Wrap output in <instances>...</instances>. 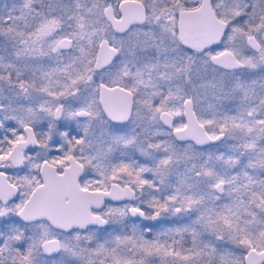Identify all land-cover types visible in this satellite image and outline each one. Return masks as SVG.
<instances>
[{"label":"snow or ice","instance_id":"6c2138e0","mask_svg":"<svg viewBox=\"0 0 264 264\" xmlns=\"http://www.w3.org/2000/svg\"><path fill=\"white\" fill-rule=\"evenodd\" d=\"M0 264H264V0L0 14Z\"/></svg>","mask_w":264,"mask_h":264},{"label":"rangeland","instance_id":"374dc122","mask_svg":"<svg viewBox=\"0 0 264 264\" xmlns=\"http://www.w3.org/2000/svg\"><path fill=\"white\" fill-rule=\"evenodd\" d=\"M14 5V0H0V14L6 13L9 7Z\"/></svg>","mask_w":264,"mask_h":264},{"label":"flooded vegetation","instance_id":"af4514ba","mask_svg":"<svg viewBox=\"0 0 264 264\" xmlns=\"http://www.w3.org/2000/svg\"><path fill=\"white\" fill-rule=\"evenodd\" d=\"M17 2H18V0H14V4L17 3Z\"/></svg>","mask_w":264,"mask_h":264}]
</instances>
